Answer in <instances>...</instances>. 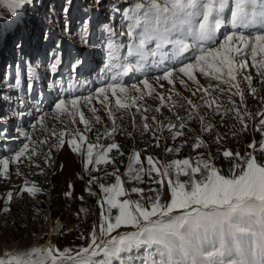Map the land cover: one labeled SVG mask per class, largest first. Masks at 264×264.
Returning <instances> with one entry per match:
<instances>
[{
  "label": "rangeland",
  "instance_id": "1",
  "mask_svg": "<svg viewBox=\"0 0 264 264\" xmlns=\"http://www.w3.org/2000/svg\"><path fill=\"white\" fill-rule=\"evenodd\" d=\"M134 2L61 0V5L55 10L59 17L56 18L52 11L55 0H25L18 6L11 0H0V160H9L8 178L0 175V256L5 252L17 254L49 244L61 251L70 249L71 254L86 247L93 226H98L101 219L105 196L101 184L111 186L115 183V175H119L127 190V195L119 197L120 200H139L140 194L131 192L132 188L144 189L146 197L156 195L148 191L150 188L161 190V185L153 182V178L159 179L156 173L153 172L151 177L146 174L149 156L158 165L186 158L195 164L198 158H210L212 164L227 173L231 163L222 155L224 150L244 156L253 151L249 144L255 141L258 145L264 140V135L256 130L260 127V120L264 119V76L251 66L250 59L248 68L241 70L235 81L243 92V103L241 97L234 94V87L224 93L209 90L210 95L206 94L203 89L218 82L199 72L195 73L199 84L178 72L174 73V85L156 78L147 79L154 88L151 95L143 89V80L133 83L143 89L142 92L133 89L132 83L124 85L129 89L130 97H137L136 103L127 110L116 107L115 97L110 92L108 107L102 105L98 98L91 103L83 99L97 96L96 90L111 80L98 83L102 78L100 74L97 83L93 82L89 87V82L77 79L76 74H82L80 69L89 55L95 69L104 68L108 63L109 41L121 43L122 50L126 48L130 38L127 34L129 21L124 19V10ZM24 26L26 32L22 33ZM57 59L63 62V66L59 63L53 71L51 65ZM245 75L251 76V84L244 79ZM181 79L185 80L184 85L180 83ZM219 86L223 89L230 87L224 83ZM198 87L200 91H197ZM76 98H81L79 111L90 122V131L79 122L78 114L73 117L66 113L58 114L55 110L60 99ZM189 99L197 108L188 105ZM213 99L216 103L209 107L208 101ZM92 108L96 109L95 113ZM108 108L112 109L111 116ZM233 109H239L247 124L246 131L242 130L243 125ZM190 112L192 118H189ZM97 116L100 117L99 122L96 121ZM200 117L204 118L203 123ZM145 123L149 125L147 130ZM180 123L186 126L179 129ZM173 124L177 127L170 128ZM207 125H211L210 131L203 130ZM114 127L115 132L112 131ZM178 130L183 135L175 136ZM61 132L64 133L63 146L58 139ZM78 132L86 137L84 142L79 141ZM74 137L80 145L79 152L73 151L68 143ZM197 138L204 141V146L193 147ZM89 143L96 145L93 158L113 143L119 147L108 152L109 162L88 164L86 168ZM25 144L29 146L28 152L20 161H14L15 153ZM33 149L36 154L30 155ZM134 153H140V164L133 166L145 169L141 173L143 183L126 175L129 158ZM254 154L264 163V151L257 149ZM179 179L184 181L187 177L180 175ZM25 182H28L27 187L34 184L40 191L30 194L24 190ZM9 192L13 199L6 204ZM68 192L71 196L66 195ZM169 199L165 180L162 202ZM142 203L147 206L146 200ZM4 207L10 211L3 212ZM107 207L104 203L105 212ZM117 212V209H112L113 215ZM120 229L112 235H117ZM128 255L133 258V264H143L142 249ZM114 264L119 262L114 261Z\"/></svg>",
  "mask_w": 264,
  "mask_h": 264
},
{
  "label": "snow or ice",
  "instance_id": "2",
  "mask_svg": "<svg viewBox=\"0 0 264 264\" xmlns=\"http://www.w3.org/2000/svg\"><path fill=\"white\" fill-rule=\"evenodd\" d=\"M11 2L18 6L25 0ZM226 12L230 13L227 23L233 30L223 34L222 39L218 40V33L226 25ZM124 19L129 21L127 34L130 43L127 57L121 62L120 45L109 41L107 66L110 70L115 69L111 76L112 82L98 88L97 96L83 97L88 103L98 98L102 105L108 107L110 92L111 96L115 97L116 107L127 110L136 103L137 97L129 96V89L122 82L123 77L130 72L143 70L142 61L146 60L149 54L160 55L163 62L168 57V53L163 49L169 45L172 46L174 60H179L180 56L190 51L195 55L191 62H183L178 69L165 70L162 76L156 77L157 81L164 80L174 85V73L178 72L199 84L195 76V73L199 72L218 82L204 88L206 94L210 95L209 90L224 93L234 87V94L239 95L243 103V92L235 81L241 70L248 68L249 59L258 74L264 76V0H135L131 7L124 10ZM84 31H87V24ZM153 42L155 48L149 51L148 45ZM131 57L136 58L134 63L129 60ZM59 63L57 59L51 65L53 71ZM244 79L251 84L250 75H245ZM180 83L184 85L185 80L181 79ZM220 83L228 84L229 89L220 88ZM142 84L149 95L154 92L153 85L147 79H144ZM160 86L163 87L162 84ZM131 87L143 91L135 84ZM200 90L198 87L197 91ZM195 94L193 92V95ZM80 99H60L55 104V110L58 114L66 113L73 117L78 114L79 122L90 131V122L84 113L79 111ZM187 103L193 109L197 108L192 100H187ZM214 103V99L210 100L208 106L211 107ZM218 109L219 106L217 111ZM233 110L243 125L242 130L246 131L247 124L239 109ZM92 111L95 113L96 109L92 108ZM108 111L111 116L112 109L108 108ZM189 118H192L191 112ZM99 119L97 116L96 121L99 122ZM144 119L147 120V117ZM152 119L155 120V117ZM200 119L203 123L204 118ZM42 120L41 117V123ZM73 122L75 123V120ZM259 124L260 127L256 130L264 135V119H261ZM185 126L180 123L179 129ZM176 127L175 124L170 125V128ZM144 128L147 130L149 125L145 123ZM115 130L114 127L112 131ZM203 130L210 131L211 125H207ZM53 135L56 133L53 132ZM180 135H183V132L176 131L175 136ZM63 136V132L58 136L60 146L65 143ZM77 136L80 142L86 140L83 133L78 132ZM219 139L217 137V142ZM68 143L73 151H80L75 137ZM202 146L204 141L197 138L193 147ZM28 147V144H25L18 150L13 160L20 161L28 152ZM95 147L96 145L91 143L87 146L86 168L88 164L109 162L108 152L118 149L119 146L113 143L106 151L97 152L93 158ZM248 147L253 151L245 153L244 156L227 149L223 151L222 155L231 163L227 173L212 164L210 158H198L195 164L186 158L158 165L154 163L153 157L149 156L146 174L151 177L153 172L156 173L159 179L153 178V182L160 184L161 190L150 188L148 191L156 195L146 197L144 189L132 188L130 191L139 193L140 199L120 200L119 197L127 195V190L123 187L121 177L113 173L115 183L108 187L100 185L105 193L101 205V219L98 226H93L86 247L79 248L75 254H71L70 249L61 251L51 244L17 254L5 252L0 256V264H114V261L119 264H133V258L128 254L141 249L144 252L143 264H264V163L254 154L257 149L264 151V140L258 145L253 141ZM175 151L178 152L179 149ZM35 154L33 149L30 155ZM129 160L126 175L143 183L141 173H144L145 169L142 166H133L140 164V153H134ZM0 165V175L8 178L9 160H0ZM180 175L186 176L187 179L181 181ZM165 180L170 199L162 202ZM25 183L24 190L30 194L40 191L34 184L27 187L28 182ZM66 195L71 196V192ZM12 199V193L9 192L5 203L11 202ZM145 200L147 206L142 203ZM104 203L108 206L106 212L103 210ZM112 209H117V214L113 215ZM2 211L8 212L10 209L4 207ZM122 227L134 230L112 235ZM98 257L103 259H97Z\"/></svg>",
  "mask_w": 264,
  "mask_h": 264
},
{
  "label": "trees",
  "instance_id": "3",
  "mask_svg": "<svg viewBox=\"0 0 264 264\" xmlns=\"http://www.w3.org/2000/svg\"><path fill=\"white\" fill-rule=\"evenodd\" d=\"M61 5V0H55V3L53 4V7H52V11H53V14H54V17L56 18H59L57 15H56V9L59 8V6ZM58 23L62 21L59 20V19H55Z\"/></svg>",
  "mask_w": 264,
  "mask_h": 264
},
{
  "label": "bare ground",
  "instance_id": "4",
  "mask_svg": "<svg viewBox=\"0 0 264 264\" xmlns=\"http://www.w3.org/2000/svg\"><path fill=\"white\" fill-rule=\"evenodd\" d=\"M183 55H185V54H183ZM183 55H182V56H183ZM132 230H134V229L122 228V229L119 230V232H126V231H132Z\"/></svg>",
  "mask_w": 264,
  "mask_h": 264
}]
</instances>
